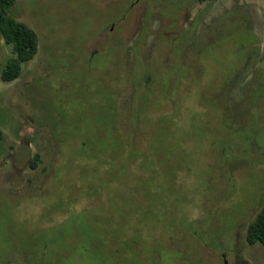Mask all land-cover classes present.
<instances>
[{
  "label": "rangeland",
  "instance_id": "rangeland-1",
  "mask_svg": "<svg viewBox=\"0 0 264 264\" xmlns=\"http://www.w3.org/2000/svg\"><path fill=\"white\" fill-rule=\"evenodd\" d=\"M9 14L38 53L0 78V264H264L246 242L264 205V0Z\"/></svg>",
  "mask_w": 264,
  "mask_h": 264
},
{
  "label": "trees",
  "instance_id": "trees-1",
  "mask_svg": "<svg viewBox=\"0 0 264 264\" xmlns=\"http://www.w3.org/2000/svg\"><path fill=\"white\" fill-rule=\"evenodd\" d=\"M16 2L17 0H0V36L13 53V58L5 65L0 61V78L4 83L17 80L21 76L22 65L32 61L38 53V37L35 31L9 14V10ZM37 161L38 157L31 160V167H35ZM246 242L250 246L256 244L264 246V205L247 229Z\"/></svg>",
  "mask_w": 264,
  "mask_h": 264
},
{
  "label": "flooded vegetation",
  "instance_id": "flooded-vegetation-1",
  "mask_svg": "<svg viewBox=\"0 0 264 264\" xmlns=\"http://www.w3.org/2000/svg\"><path fill=\"white\" fill-rule=\"evenodd\" d=\"M224 264H225V260H224Z\"/></svg>",
  "mask_w": 264,
  "mask_h": 264
},
{
  "label": "water",
  "instance_id": "water-1",
  "mask_svg": "<svg viewBox=\"0 0 264 264\" xmlns=\"http://www.w3.org/2000/svg\"><path fill=\"white\" fill-rule=\"evenodd\" d=\"M225 264H227V262H225Z\"/></svg>",
  "mask_w": 264,
  "mask_h": 264
}]
</instances>
